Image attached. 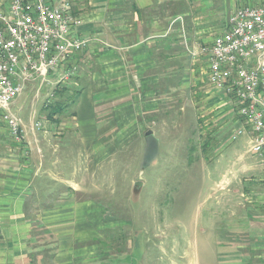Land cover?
<instances>
[{
	"label": "crops",
	"instance_id": "crops-1",
	"mask_svg": "<svg viewBox=\"0 0 264 264\" xmlns=\"http://www.w3.org/2000/svg\"><path fill=\"white\" fill-rule=\"evenodd\" d=\"M69 1L75 17H88L76 27L75 35L89 43L56 73L76 67V75L58 85V78L48 84L54 101L47 106L59 101L60 112L50 120L46 104L39 109L35 102L29 114L21 116L17 111L23 132L19 143L0 124V264H129L122 248L111 253L113 248L101 245L103 230L115 223L105 217L104 202L99 204L102 200L91 193L100 186L107 188V182L101 185L98 179L99 171L106 175V163L113 160L114 150L106 144L111 133L121 145L126 131L139 130L145 118L153 122L166 104L169 88L182 94L176 101H184L193 113L192 93L201 99L196 104L202 110L199 126L202 133L207 131L203 145L208 146L205 153L201 151L202 174L208 176L218 163L221 191H227L233 177L238 183L234 196L246 194L250 205L235 206L233 213L222 194L212 240L218 263L264 264V166L250 154L223 155L221 147L236 126L229 101L217 94L220 100L215 102L208 90L204 99L203 92L189 83L200 57L206 74V57L200 51L212 44L226 23L218 10L208 12L212 0ZM228 1L229 15L240 7L263 3ZM169 69L171 79L163 76ZM243 138L248 144V137ZM252 196L256 204L251 203ZM207 207L200 209L211 221ZM205 226L203 235L210 231Z\"/></svg>",
	"mask_w": 264,
	"mask_h": 264
},
{
	"label": "rangeland",
	"instance_id": "rangeland-1",
	"mask_svg": "<svg viewBox=\"0 0 264 264\" xmlns=\"http://www.w3.org/2000/svg\"><path fill=\"white\" fill-rule=\"evenodd\" d=\"M70 2L65 0L72 9ZM86 6L88 9L89 5ZM228 6H230L228 0H212L207 8L209 13L218 10L219 18L225 22L229 16ZM72 16L78 18L80 23L88 21V17H75L73 13ZM218 23L216 22V25ZM75 29L76 27L74 31ZM195 63L197 67L192 70L190 87L195 91L203 92L204 99L208 96L205 94L208 90L212 93L211 97L214 101L218 102L220 97L205 77V69L202 70L204 67L201 57ZM170 71L171 69L167 71L168 73H163V76L171 79ZM57 78L58 75L52 73L47 77L50 82ZM164 84L166 88L170 85L167 82ZM175 92L173 88H169L164 95L166 104L152 117L153 122L145 118L139 130L126 131L128 136L121 145L111 133L106 144L114 150L113 160L111 163H106V175L105 172L99 171V175L102 176L98 179V184L104 185L107 182L108 185L107 188L100 186L99 190L91 193L95 200H102L99 204L104 202L105 206L102 207L108 209L105 217L113 218L115 223L114 227L103 230L105 236L101 239V245L109 246L107 249L113 248L110 250L111 253L122 248L127 253L129 264H136L135 262H140L141 258L139 264H219L216 242L213 243L212 240L218 230V210L221 203H224L222 194H226L225 203L231 207L233 213L235 206H244V208L250 206L244 198L246 194H243L242 198L238 195L234 196L233 192L238 188V183L233 177L229 178L227 191H221L218 163L208 176L202 174L205 162L202 160L201 146L206 142L207 131L202 133L203 126L202 129L199 126V121H202V110L201 106L196 104L201 99L199 100L194 92L192 93L190 98L195 108L193 113L185 106L184 101L181 103L176 101L178 97H182V94ZM51 95L52 86L41 84V81L26 82L20 97L12 102L11 109L13 112L19 111L20 115L24 116L30 113L32 102H35L36 108L39 109L48 99L53 102L54 98H51ZM66 101L70 104L73 99L69 98ZM166 110L171 114L169 115ZM83 118H86V114ZM203 125L205 126V123ZM197 128L199 131L196 130ZM147 130L153 131L159 140L160 151L158 158L142 170L143 135ZM113 137L115 138L112 139ZM221 148L224 151L223 155L228 153L232 157L239 153L249 155L248 144L243 137L237 142L229 140ZM219 151L216 150L218 154ZM206 155L210 157L212 152L209 151ZM107 157L109 154L103 158ZM252 157L260 160L256 156ZM98 159L99 168L105 166L101 163L103 159L100 160L99 156ZM252 198L251 203L256 204L254 200L256 197L252 196ZM200 206H208L207 209L213 216L211 221L208 220L207 212L201 210ZM203 225L210 229L209 232L206 230L205 235L201 233Z\"/></svg>",
	"mask_w": 264,
	"mask_h": 264
},
{
	"label": "built area",
	"instance_id": "built-area-1",
	"mask_svg": "<svg viewBox=\"0 0 264 264\" xmlns=\"http://www.w3.org/2000/svg\"><path fill=\"white\" fill-rule=\"evenodd\" d=\"M70 9L65 0L0 4V124L14 142L22 141L23 132L11 104L24 84H50L48 75L56 74L61 65L88 46L89 39L75 35L74 27L80 22ZM200 54L206 57L208 82L216 94L228 99L235 116L230 140L248 137V154L260 158L264 166V0L234 10ZM76 70L72 67L59 74L56 85L74 77ZM50 103L48 99L45 104Z\"/></svg>",
	"mask_w": 264,
	"mask_h": 264
},
{
	"label": "water",
	"instance_id": "water-1",
	"mask_svg": "<svg viewBox=\"0 0 264 264\" xmlns=\"http://www.w3.org/2000/svg\"><path fill=\"white\" fill-rule=\"evenodd\" d=\"M144 153L141 163V169L149 167L159 156V140L155 137L153 131L144 132Z\"/></svg>",
	"mask_w": 264,
	"mask_h": 264
},
{
	"label": "trees",
	"instance_id": "trees-1",
	"mask_svg": "<svg viewBox=\"0 0 264 264\" xmlns=\"http://www.w3.org/2000/svg\"><path fill=\"white\" fill-rule=\"evenodd\" d=\"M59 101H57V102H54L53 104H51L50 106H47V110H46V116H47V118L48 119H50V120H52L53 119V117L55 116V115H57L60 111H59ZM201 151L203 152V153H205L206 152V150H207V148H208V146H207V143L206 144H204L203 146H201ZM195 149V147L193 148V150ZM192 150V151H193ZM191 151V152H192Z\"/></svg>",
	"mask_w": 264,
	"mask_h": 264
}]
</instances>
